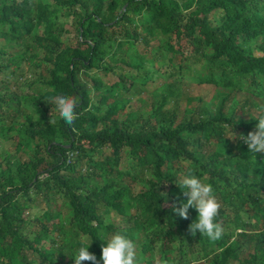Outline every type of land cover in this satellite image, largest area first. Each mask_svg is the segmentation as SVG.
Wrapping results in <instances>:
<instances>
[{"label": "trees", "instance_id": "16d2710c", "mask_svg": "<svg viewBox=\"0 0 264 264\" xmlns=\"http://www.w3.org/2000/svg\"><path fill=\"white\" fill-rule=\"evenodd\" d=\"M261 106L264 0H0V264H102L116 233L138 264H264ZM189 168L215 242L173 211Z\"/></svg>", "mask_w": 264, "mask_h": 264}, {"label": "clouds", "instance_id": "9594fccd", "mask_svg": "<svg viewBox=\"0 0 264 264\" xmlns=\"http://www.w3.org/2000/svg\"><path fill=\"white\" fill-rule=\"evenodd\" d=\"M59 118L66 124H72L77 119L76 108L79 105V97L75 95H58L53 97ZM260 111L264 113V106ZM55 123V120L51 121ZM240 139L247 145L248 152L253 154L264 153V115H261L256 124V130L249 132L247 136H241ZM183 191L187 197L186 203L173 205V211L182 219H188V210L193 208L197 212V220L189 225V232L195 236L197 232L201 236H206L209 240L215 242L222 238L224 229L215 222V217L219 213L221 204L218 202L214 188L210 183L202 182L196 175L193 168H189L187 175L181 181ZM242 231V229H237ZM90 243L87 246H81L74 257V264L90 262V264H99L95 255L88 251ZM100 260L102 264H138L136 244L126 235L116 233L111 236L106 246L101 249ZM158 264H167V261H159Z\"/></svg>", "mask_w": 264, "mask_h": 264}, {"label": "rangeland", "instance_id": "374dc122", "mask_svg": "<svg viewBox=\"0 0 264 264\" xmlns=\"http://www.w3.org/2000/svg\"><path fill=\"white\" fill-rule=\"evenodd\" d=\"M66 28H67V29H70V32H69L68 36L71 37V36L73 35V32L71 31V28H70L69 24L66 25ZM28 75H30V74H28ZM159 81H160V80H159ZM158 83H159V82H158ZM199 90H200L201 94L204 95V96H206V97L210 95V94H209V91H208L207 89H205V88H201V89H199ZM245 95H246L245 93H239V94H238V98L241 99V98H243ZM143 96L146 97L147 99H149V98L151 97V95H149V94H144ZM133 101L139 103L138 100H133ZM33 212H37V211L34 210Z\"/></svg>", "mask_w": 264, "mask_h": 264}, {"label": "water", "instance_id": "95a60500", "mask_svg": "<svg viewBox=\"0 0 264 264\" xmlns=\"http://www.w3.org/2000/svg\"><path fill=\"white\" fill-rule=\"evenodd\" d=\"M70 145H68V147H69Z\"/></svg>", "mask_w": 264, "mask_h": 264}]
</instances>
